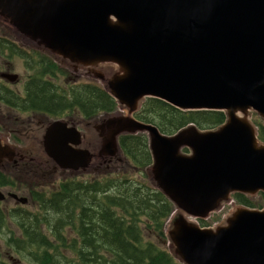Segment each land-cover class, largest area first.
Masks as SVG:
<instances>
[{
	"label": "water",
	"instance_id": "obj_1",
	"mask_svg": "<svg viewBox=\"0 0 264 264\" xmlns=\"http://www.w3.org/2000/svg\"><path fill=\"white\" fill-rule=\"evenodd\" d=\"M0 19L23 43L99 80L117 104L88 124L100 139L93 149L75 122L44 125L40 145L55 170L122 162L119 137L145 134L151 184L180 211L165 231L172 256L182 264H264V208L237 206L214 227L184 217L206 220L233 194H264V143L250 118L264 124V0H0ZM148 98L226 120L167 136L134 117ZM33 161L0 138V169Z\"/></svg>",
	"mask_w": 264,
	"mask_h": 264
},
{
	"label": "trees",
	"instance_id": "obj_2",
	"mask_svg": "<svg viewBox=\"0 0 264 264\" xmlns=\"http://www.w3.org/2000/svg\"><path fill=\"white\" fill-rule=\"evenodd\" d=\"M0 58H19L32 71L22 94L0 81V104L8 109L61 119L77 111L92 120L117 108L114 99L95 82L61 88L55 80L65 71L51 57L2 35ZM134 117L167 136L190 124L208 130L226 120L219 111L183 112L154 98L146 99ZM254 123L258 139L264 143V125ZM147 142L142 133L120 136L125 159L118 163L119 171L114 168L91 179L70 177L49 193L32 191L34 210L19 204L7 210L0 206V234L8 230L5 245L30 264H181L143 234L165 238L164 225L174 209L146 179L145 169L151 164ZM12 183L11 177L0 171V186ZM233 198L247 207L255 205L240 194ZM260 198L264 202V194ZM11 222L19 235L9 230ZM200 223L207 226L205 220ZM0 264L8 263L0 260Z\"/></svg>",
	"mask_w": 264,
	"mask_h": 264
},
{
	"label": "rangeland",
	"instance_id": "obj_3",
	"mask_svg": "<svg viewBox=\"0 0 264 264\" xmlns=\"http://www.w3.org/2000/svg\"><path fill=\"white\" fill-rule=\"evenodd\" d=\"M0 35L5 36L10 39H15L20 43V38L15 34V31L3 20L0 19ZM26 43V42H24ZM21 45L27 47V49H35L36 47L31 44H22ZM38 49V48H36ZM43 54L48 55L45 51L40 50ZM57 65L61 67L65 74L57 75L55 83L61 88H65L67 85H71L74 83L81 82H95L102 86V83L99 80H96L91 77H86L81 75L79 72H74L68 63L63 64L60 61H56ZM114 67H102V71L105 74L112 73ZM1 73H12L18 76V79L13 83H8V85L18 91L19 93H23V83L32 71L27 70L24 67L23 61L19 58H14L12 61L5 60L0 58V74ZM0 81H4L0 78ZM6 82V81H5ZM118 109L116 108V111ZM124 113V112H123ZM0 138L4 140V142H8L11 145L18 148L20 151L24 152L29 158H32L34 161L32 163H28V165H18L16 169L14 167L7 168L5 171L12 179L13 186H0V190L5 195V199L0 202V206L7 210L11 207L17 206L16 201L9 196L8 193H16L18 196H22L28 199L27 205H25L28 209L34 210L36 208V204L31 197L32 191H42L45 193H49L53 189L57 188L60 182L64 179L70 177H77L81 179H91L95 176L107 174L113 169L118 168V164H102L96 167L98 163L97 160L94 161L92 167L89 172H80V173H70V172H62L60 170H55L54 165L51 161H49L40 145L41 136L44 132V125L47 122L53 120V117H46L43 114H23L18 113L13 110H9L4 105L0 104ZM98 118H94L92 120L84 119L77 111H74L70 114L65 115L63 117L64 120H68L70 122H75L77 124V128L85 135L84 146L89 145L91 149L94 148V145H99L100 139L97 136V132L94 131L93 128H89L88 124H94ZM250 118L252 121L262 122L263 121L257 116L255 113H250ZM97 139V140H96ZM99 140V141H98ZM182 153H188V151L181 150ZM112 167V168H111ZM120 167V166H119ZM146 170V169H145ZM119 171V168L116 170ZM128 172L131 169L127 170ZM148 172V171H147ZM145 171L147 176V180H151ZM136 173V172H134ZM137 175V173H136ZM10 187V188H9ZM13 187V188H12ZM253 204V208L255 209H263L264 202L260 198V195L247 198ZM241 206L236 202V200L232 199L228 203H224L221 209L210 215L208 219L205 220L208 227H214L216 225L222 224L224 219L231 214V212L237 207ZM173 216H176L180 213V211H175L173 209ZM190 221L196 222L198 225L202 226L199 219H194L187 215H184ZM170 220H167L164 225V232L169 228ZM8 228L10 231H13L15 235H19V232L15 228L13 222L8 224ZM0 234V260L5 261L8 264H30L29 262L21 259L17 256L11 249H9L5 245L6 233ZM145 240H150L154 242L157 246L162 249L167 250L168 252L172 251L170 248L168 238L158 237L157 235L153 236L148 232H143Z\"/></svg>",
	"mask_w": 264,
	"mask_h": 264
},
{
	"label": "flooded vegetation",
	"instance_id": "obj_4",
	"mask_svg": "<svg viewBox=\"0 0 264 264\" xmlns=\"http://www.w3.org/2000/svg\"><path fill=\"white\" fill-rule=\"evenodd\" d=\"M0 118H1V116H0ZM18 165H25V166H26V165H28V164H26V163L23 162V163H18L17 166H18ZM7 187H8V186H7ZM9 188H10V187H9Z\"/></svg>",
	"mask_w": 264,
	"mask_h": 264
},
{
	"label": "bare ground",
	"instance_id": "obj_5",
	"mask_svg": "<svg viewBox=\"0 0 264 264\" xmlns=\"http://www.w3.org/2000/svg\"><path fill=\"white\" fill-rule=\"evenodd\" d=\"M223 113V112H222Z\"/></svg>",
	"mask_w": 264,
	"mask_h": 264
}]
</instances>
